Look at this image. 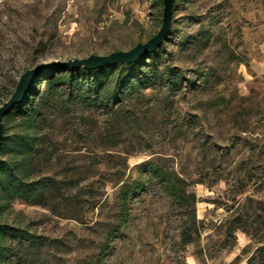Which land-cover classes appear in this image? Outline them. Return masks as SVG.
Here are the masks:
<instances>
[{"label":"rangeland","instance_id":"obj_1","mask_svg":"<svg viewBox=\"0 0 264 264\" xmlns=\"http://www.w3.org/2000/svg\"><path fill=\"white\" fill-rule=\"evenodd\" d=\"M162 6L0 0V105L28 68L144 43L162 24ZM172 8L157 52L184 73L182 89L147 90L113 112L67 96L52 102L35 177L56 188L42 205L17 200L3 213L0 224L35 235L31 245L14 243L8 264H232L237 256L264 264L256 252L264 248V0ZM147 163L176 174L189 204L139 168ZM133 183L128 218L113 232L119 192ZM194 222L185 244L181 233Z\"/></svg>","mask_w":264,"mask_h":264},{"label":"trees","instance_id":"obj_2","mask_svg":"<svg viewBox=\"0 0 264 264\" xmlns=\"http://www.w3.org/2000/svg\"><path fill=\"white\" fill-rule=\"evenodd\" d=\"M157 50L130 65L115 64L97 70L65 69L44 74L41 77L42 83L41 78L31 83L22 103L15 106L3 120L5 132L0 145V218L12 202L17 200L31 205L44 204L47 194L56 188L55 180L35 177L37 167L40 166L39 156L44 149V124L49 116L47 110L53 101L67 96L70 104L76 101L78 106L113 112V109L126 103L131 97H139L147 90L174 93L182 89L184 73L176 67L163 65ZM252 165V174L255 176L258 167L256 169L255 163ZM139 168H144L145 173L150 170L154 177L164 182L167 193L182 205L189 204V197L180 186L176 174L151 163L140 165ZM261 177L264 178V172ZM139 187L135 183L122 186L118 195L120 215L113 232L125 224L129 197ZM190 196L195 201L196 196ZM196 222L182 231L181 240L185 244L192 243L190 233L192 227L198 229ZM34 241V234L6 223L0 224V264L9 263V258L15 253V242L17 245H31ZM256 252L257 257L263 259L262 245ZM254 259L255 256L251 257L247 264H253ZM240 260V256H237L232 264L239 263Z\"/></svg>","mask_w":264,"mask_h":264},{"label":"water","instance_id":"obj_3","mask_svg":"<svg viewBox=\"0 0 264 264\" xmlns=\"http://www.w3.org/2000/svg\"><path fill=\"white\" fill-rule=\"evenodd\" d=\"M175 0H162V17L161 26L157 33L150 37L144 43H137L128 51L116 50L108 55L91 54L86 58H73L72 60L43 64L36 68H28L16 82L14 92L10 95L7 101L0 105V145L4 137V118L17 106L22 103L26 94L29 91L31 83L40 79L44 74L49 72H58L65 69L69 70H97L104 66H114L115 64L130 65L142 59L144 56L154 53L160 47L171 30V20L173 13V4Z\"/></svg>","mask_w":264,"mask_h":264},{"label":"crops","instance_id":"obj_4","mask_svg":"<svg viewBox=\"0 0 264 264\" xmlns=\"http://www.w3.org/2000/svg\"><path fill=\"white\" fill-rule=\"evenodd\" d=\"M240 239H242L241 237H239ZM247 239H244V243L242 244L243 246H245L247 244ZM238 264H247L246 262H241V263H238Z\"/></svg>","mask_w":264,"mask_h":264}]
</instances>
